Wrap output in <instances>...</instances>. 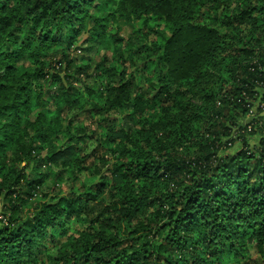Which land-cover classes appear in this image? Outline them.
Returning <instances> with one entry per match:
<instances>
[{
  "label": "trees",
  "instance_id": "obj_1",
  "mask_svg": "<svg viewBox=\"0 0 264 264\" xmlns=\"http://www.w3.org/2000/svg\"><path fill=\"white\" fill-rule=\"evenodd\" d=\"M231 261L264 264V0H0V264Z\"/></svg>",
  "mask_w": 264,
  "mask_h": 264
},
{
  "label": "rangeland",
  "instance_id": "obj_2",
  "mask_svg": "<svg viewBox=\"0 0 264 264\" xmlns=\"http://www.w3.org/2000/svg\"><path fill=\"white\" fill-rule=\"evenodd\" d=\"M107 28L110 29V30H112V31H114V30L115 31H118L121 34V36H124V37H126L127 35H129L130 32H131L130 29L128 28L127 22L125 20L121 19V18H116L115 21L109 22L107 24ZM74 46H75V44H73V47ZM73 47H72V49L70 51V53H71L70 58L72 60H74L75 62L79 63V64L81 62H84V60H82V58H85V61L89 62L90 64H97V63H99L102 60L101 59V54L102 53H100V52L97 51V44H94L91 47L90 51L87 52V53L84 52V51H81L82 50L81 47L77 48L75 50V52H73V50H74ZM59 52H61V51H59ZM76 57H78L79 60H77ZM79 91H80L82 97H85L86 96L85 95L86 92H85V90H84V88L82 86L79 87ZM41 92L42 93H45L46 92V87H44L43 90H41ZM36 113H37V111H33V114L31 116V119L34 118V116H35ZM116 116H117V118H115L114 115H110V117H108V121H115L116 122V125L120 124V122H121L120 118L121 117H120L119 114H117ZM92 118H95V117L92 116ZM80 119H82V118H80ZM84 122H85L86 125L90 126V123H91V116H90V114L86 115V120ZM238 148H239V145L238 144H235L234 147L230 150V152H234ZM64 185L65 184H63L61 186V188L63 190L66 188ZM34 199L35 200H37V199L39 200L40 197H35ZM35 200H32L30 202H27L24 205L23 209L32 208ZM63 241H65V238L60 239V242H63ZM56 246H57V242H49L47 244V250L48 251L45 252V254H50ZM230 263L233 264V261H231ZM227 264H229V263H227Z\"/></svg>",
  "mask_w": 264,
  "mask_h": 264
}]
</instances>
